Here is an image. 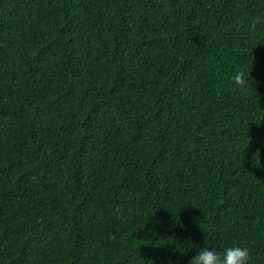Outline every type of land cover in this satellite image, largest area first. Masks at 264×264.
<instances>
[{"label": "trees", "instance_id": "1", "mask_svg": "<svg viewBox=\"0 0 264 264\" xmlns=\"http://www.w3.org/2000/svg\"><path fill=\"white\" fill-rule=\"evenodd\" d=\"M233 244L264 264V0H0V264Z\"/></svg>", "mask_w": 264, "mask_h": 264}, {"label": "clouds", "instance_id": "2", "mask_svg": "<svg viewBox=\"0 0 264 264\" xmlns=\"http://www.w3.org/2000/svg\"><path fill=\"white\" fill-rule=\"evenodd\" d=\"M250 259L249 249L241 244L228 246L223 252L203 246L197 249L189 264H250Z\"/></svg>", "mask_w": 264, "mask_h": 264}]
</instances>
